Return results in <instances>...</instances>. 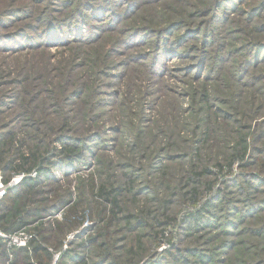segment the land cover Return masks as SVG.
Masks as SVG:
<instances>
[{"label": "rangeland", "instance_id": "obj_1", "mask_svg": "<svg viewBox=\"0 0 264 264\" xmlns=\"http://www.w3.org/2000/svg\"><path fill=\"white\" fill-rule=\"evenodd\" d=\"M9 142L0 264H264V0H0Z\"/></svg>", "mask_w": 264, "mask_h": 264}, {"label": "trees", "instance_id": "obj_2", "mask_svg": "<svg viewBox=\"0 0 264 264\" xmlns=\"http://www.w3.org/2000/svg\"><path fill=\"white\" fill-rule=\"evenodd\" d=\"M12 148H13L12 142H9V143L1 146V148H0V164L3 162L1 167L2 166L6 167V165H9L11 162H13V158L9 157V152L11 151ZM29 159L30 158L28 156H23L19 162L20 164L17 165L18 169H15V170L13 169V171L22 172L24 174L28 173L29 169L25 168V166L28 164ZM14 167H15V165H14ZM21 184H24L26 187H29V188H35L37 183L33 182L30 179H26V177H25L22 179ZM195 219H199V217H195ZM1 246L2 245L0 243V248H1ZM20 250L22 252H27L26 249H24V248H21ZM34 251H36V250H34Z\"/></svg>", "mask_w": 264, "mask_h": 264}, {"label": "built area", "instance_id": "obj_3", "mask_svg": "<svg viewBox=\"0 0 264 264\" xmlns=\"http://www.w3.org/2000/svg\"><path fill=\"white\" fill-rule=\"evenodd\" d=\"M5 190H4V186L3 184L1 183V179H0V198L1 196L4 194Z\"/></svg>", "mask_w": 264, "mask_h": 264}]
</instances>
